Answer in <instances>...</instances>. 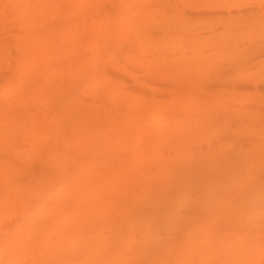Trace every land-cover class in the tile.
Here are the masks:
<instances>
[{"label": "bare ground", "instance_id": "6f19581e", "mask_svg": "<svg viewBox=\"0 0 264 264\" xmlns=\"http://www.w3.org/2000/svg\"><path fill=\"white\" fill-rule=\"evenodd\" d=\"M0 264H264V0H0Z\"/></svg>", "mask_w": 264, "mask_h": 264}]
</instances>
